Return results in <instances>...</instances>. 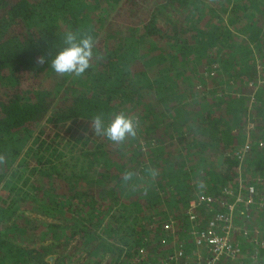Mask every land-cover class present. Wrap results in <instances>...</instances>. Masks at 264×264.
I'll return each mask as SVG.
<instances>
[{
	"label": "trees",
	"instance_id": "obj_1",
	"mask_svg": "<svg viewBox=\"0 0 264 264\" xmlns=\"http://www.w3.org/2000/svg\"><path fill=\"white\" fill-rule=\"evenodd\" d=\"M69 30L96 39L80 78L50 69ZM121 111L135 138L95 136ZM0 156V264H161L201 190L264 192V0H0ZM244 216L264 264V209Z\"/></svg>",
	"mask_w": 264,
	"mask_h": 264
},
{
	"label": "built area",
	"instance_id": "obj_2",
	"mask_svg": "<svg viewBox=\"0 0 264 264\" xmlns=\"http://www.w3.org/2000/svg\"><path fill=\"white\" fill-rule=\"evenodd\" d=\"M247 127L252 128L253 121L248 120ZM258 144L262 145L263 141L259 140ZM249 147L247 138L237 152L239 160ZM259 180L260 177L257 182ZM252 207L264 209V192L258 191L254 182H246L240 171L237 182L222 186L219 196L201 190L188 201L185 210L190 222V242H176L161 264H173L171 260L177 258H184L189 264H261L257 261V253L245 255L241 243L235 238L236 233L248 234L247 223L238 225L237 220L243 215L249 218ZM163 227L174 231V219L165 221ZM257 233L258 230L253 238L254 243L262 245ZM140 253L143 257L147 254L143 248H140Z\"/></svg>",
	"mask_w": 264,
	"mask_h": 264
},
{
	"label": "clouds",
	"instance_id": "obj_3",
	"mask_svg": "<svg viewBox=\"0 0 264 264\" xmlns=\"http://www.w3.org/2000/svg\"><path fill=\"white\" fill-rule=\"evenodd\" d=\"M63 46L51 56L50 69L58 76L82 77L92 67L95 58L96 39L88 33L66 31L62 37ZM47 58L41 55L36 63L43 65ZM139 120L121 111L113 118L105 120L104 114H96L90 119V129L97 137H105L114 144H123L129 138H135L139 129ZM4 157L0 156V163ZM131 173H126L127 179Z\"/></svg>",
	"mask_w": 264,
	"mask_h": 264
},
{
	"label": "rangeland",
	"instance_id": "obj_4",
	"mask_svg": "<svg viewBox=\"0 0 264 264\" xmlns=\"http://www.w3.org/2000/svg\"><path fill=\"white\" fill-rule=\"evenodd\" d=\"M244 175V174H243ZM245 176V175H244ZM245 178H246V176H245ZM246 181H247V178H246ZM238 225H242L241 223H238Z\"/></svg>",
	"mask_w": 264,
	"mask_h": 264
},
{
	"label": "crops",
	"instance_id": "obj_5",
	"mask_svg": "<svg viewBox=\"0 0 264 264\" xmlns=\"http://www.w3.org/2000/svg\"><path fill=\"white\" fill-rule=\"evenodd\" d=\"M246 141V140H245Z\"/></svg>",
	"mask_w": 264,
	"mask_h": 264
}]
</instances>
